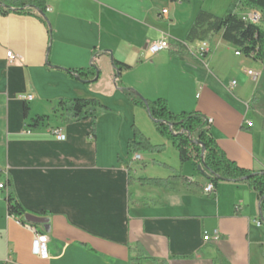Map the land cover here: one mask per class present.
Listing matches in <instances>:
<instances>
[{
  "label": "crops",
  "instance_id": "crops-1",
  "mask_svg": "<svg viewBox=\"0 0 264 264\" xmlns=\"http://www.w3.org/2000/svg\"><path fill=\"white\" fill-rule=\"evenodd\" d=\"M203 5L48 0L49 24L0 10V179L7 186L0 190V264H264L261 203L248 182L225 180L208 195L209 180L193 160L190 172L180 159V168L160 161L167 172L156 178L180 170L199 187L143 185L144 155L128 153L134 126L148 111L131 103L124 87L165 99L174 114L196 111L213 119L211 132L227 157L264 171V62L237 55L221 34L186 42ZM163 34L170 48L152 54L148 45ZM203 42L208 52L200 58ZM115 60L131 67L117 76ZM93 64L100 74L91 83L67 71ZM248 70L259 75L256 81ZM62 99H98L107 111L95 124L69 122ZM38 115L49 118L31 126ZM55 127L64 141L52 133ZM9 192L26 209L23 216L9 214ZM26 223L49 236L48 260L33 254ZM215 231L218 240L204 239ZM136 249L144 255L138 261Z\"/></svg>",
  "mask_w": 264,
  "mask_h": 264
},
{
  "label": "trees",
  "instance_id": "trees-1",
  "mask_svg": "<svg viewBox=\"0 0 264 264\" xmlns=\"http://www.w3.org/2000/svg\"><path fill=\"white\" fill-rule=\"evenodd\" d=\"M171 1L191 3L193 0ZM47 8L48 0H0V10L3 14L11 11L34 14L48 23ZM251 8L262 12L264 17V0H232L228 12L223 16L201 8L187 33L186 42L203 41L216 34H221L222 38L235 46L239 52L264 62V21L262 23L253 22L245 17L243 10ZM237 9H241L242 12L238 13ZM114 64L117 73L131 67L117 60ZM67 71L87 83L97 80L100 74L99 68L94 64L87 69H68ZM123 91L131 103L147 109L160 134L172 141L178 150L181 161L184 163L193 160L196 168L209 182L214 184L215 188L225 180L248 182L258 194L261 203V218L264 221V171L247 170L229 159L217 144L208 120L201 113L194 111L174 114L170 111L165 99L150 100L126 87ZM58 104L62 116L69 122L90 119L95 124L97 118L107 111V107L98 99H62ZM28 112L29 108L25 106V117H28ZM48 118L47 115H38L32 119L30 125L38 127ZM203 147L206 150L202 158ZM155 149L156 146L151 143L149 137L134 126L133 138L128 143V153L140 154L143 151H154ZM139 181L143 185L163 188H168L173 182L178 181L191 187H199L197 183L185 177L180 170L175 171V174L169 178L141 177ZM6 199L10 215L23 216L26 213V209L12 192L8 193ZM134 253L137 261L144 256L140 249H136Z\"/></svg>",
  "mask_w": 264,
  "mask_h": 264
},
{
  "label": "rangeland",
  "instance_id": "rangeland-1",
  "mask_svg": "<svg viewBox=\"0 0 264 264\" xmlns=\"http://www.w3.org/2000/svg\"><path fill=\"white\" fill-rule=\"evenodd\" d=\"M201 1L203 3V8L218 15L223 16L225 15L232 3V0H196ZM255 10L260 14L261 19L259 23H262L264 21V17L262 12H260L257 9L251 8L249 10H243L244 12H255ZM238 13H241V9H237ZM244 54V53H243ZM245 55V54H244ZM137 128L142 130L144 134L149 137L151 143L156 146V149L154 151H143L142 154L144 155L145 166H143V170H147L148 173L145 171L144 174H149L148 176L151 177H159L158 174H162L167 172L166 167L162 166L161 162H167L170 166H179L180 168V157L179 152L173 145L172 141L168 140L164 136L160 134V132L157 130L155 121L151 118L150 114L144 112V114L141 116V118L138 119ZM168 140V141H166ZM168 143V146L165 145V143ZM155 158V161L153 159ZM158 160V161H156ZM161 161V162H160ZM185 164V169L187 171H190L193 169L190 162L183 163ZM141 165H143L141 163ZM168 174V173H167ZM145 176V177H148Z\"/></svg>",
  "mask_w": 264,
  "mask_h": 264
},
{
  "label": "built area",
  "instance_id": "built-area-1",
  "mask_svg": "<svg viewBox=\"0 0 264 264\" xmlns=\"http://www.w3.org/2000/svg\"><path fill=\"white\" fill-rule=\"evenodd\" d=\"M50 9L47 8V11ZM167 9L163 10V13H167ZM245 17H247L249 20L253 22H260L261 16L260 14L255 11V12H245L243 13ZM171 39L168 34H163V36L157 40L152 41L148 45V49L152 54H157L160 53L164 50H167L171 46ZM208 43L203 42L202 46L199 49V57L204 58L206 53L208 52ZM238 55V51L236 52ZM7 57L9 58L10 61H13L15 59V55L13 54L12 51H9L7 53ZM247 73L253 77V79L256 81L259 77V75L254 72L253 70H248ZM236 84V81L233 82V85ZM21 99L25 101H31L33 99V95H23L21 96ZM213 119H208V123H212ZM249 126H252V123H249ZM31 130V129H30ZM30 132V131H29ZM52 133L57 137L58 140L64 141L66 139V135L63 132V129L61 127H55L52 129ZM136 159H141L140 154L135 155ZM7 186L6 183L1 181L0 179V190H6ZM204 192L208 195L213 194L215 192V186L213 183L209 182L205 188ZM257 226H261L262 222L257 220L256 221ZM24 227L34 233V238L32 241V252L34 255L39 257L42 260H48L50 258V251H49V236L46 234V232L43 229H40L36 224L32 223H26L24 224ZM220 238V233L219 231H215L213 235L209 234L208 232L205 233L204 239L209 241V240H218Z\"/></svg>",
  "mask_w": 264,
  "mask_h": 264
},
{
  "label": "water",
  "instance_id": "water-1",
  "mask_svg": "<svg viewBox=\"0 0 264 264\" xmlns=\"http://www.w3.org/2000/svg\"><path fill=\"white\" fill-rule=\"evenodd\" d=\"M117 75L119 76V75H120V72H118ZM205 150H206L205 147H203L202 158H203V156H204V152H205ZM246 178H248V177H246ZM36 221H37V222H41V221H43V220H42V219H36Z\"/></svg>",
  "mask_w": 264,
  "mask_h": 264
},
{
  "label": "bare ground",
  "instance_id": "bare-ground-1",
  "mask_svg": "<svg viewBox=\"0 0 264 264\" xmlns=\"http://www.w3.org/2000/svg\"><path fill=\"white\" fill-rule=\"evenodd\" d=\"M238 54H241V52L238 51Z\"/></svg>",
  "mask_w": 264,
  "mask_h": 264
}]
</instances>
